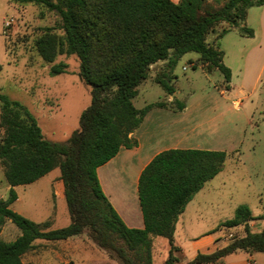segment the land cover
Returning <instances> with one entry per match:
<instances>
[{
  "label": "trees",
  "instance_id": "obj_1",
  "mask_svg": "<svg viewBox=\"0 0 264 264\" xmlns=\"http://www.w3.org/2000/svg\"><path fill=\"white\" fill-rule=\"evenodd\" d=\"M19 4L43 5L59 13L56 26L42 27L34 38L37 54L53 62L60 54L75 55L81 80L90 85L91 100L81 112L79 128L63 142L43 137L36 119L18 102L0 94V164L11 186L0 214L11 218L21 235L11 242L0 241V264H22L20 255L33 247V240L65 239L80 234L85 227L98 246L116 257L120 264H152L151 239L169 241L164 264H178L179 247L174 244L175 224L187 202L222 168L228 153L224 150L170 148L157 153L142 169L138 198L143 228L125 225L104 195L97 178V167L116 155L121 147L137 145L132 132L154 107L182 109L183 101L158 100L142 108L133 105L137 86L150 72L151 65L168 60L170 71L184 53L199 54L201 67L219 69L226 80L230 73L223 62V51L207 41L209 33L225 22L216 39L233 28L252 36L253 30L241 25L247 9L264 0H13ZM57 29L61 30L58 32ZM65 64H52L50 71H65ZM164 90H174L155 76ZM59 167L70 215L67 226L44 230L48 221L36 223L8 208L16 199L14 186L28 184ZM251 211L245 204L234 216L222 222L226 227L244 226V235L233 237L210 253H198L186 264H216L237 250L264 253V226L254 230L249 224ZM258 218L264 219V213ZM120 239L123 245H116ZM143 252L137 261L130 252Z\"/></svg>",
  "mask_w": 264,
  "mask_h": 264
},
{
  "label": "rangeland",
  "instance_id": "obj_2",
  "mask_svg": "<svg viewBox=\"0 0 264 264\" xmlns=\"http://www.w3.org/2000/svg\"><path fill=\"white\" fill-rule=\"evenodd\" d=\"M10 15L16 22L8 31H3V34L7 53L16 64L10 66L9 79H15L13 82L19 89L26 84L30 85L31 110L24 108L35 115L43 137L50 142L66 141L79 128L80 114L91 100V87L81 80L79 60L75 55L60 54L49 63L34 48V38L42 33V27H58L59 13L43 5L14 2ZM223 24L218 26H226V23ZM57 31L61 32L59 29ZM219 44L226 51L224 55L221 48L222 62L229 68L228 80L217 68L208 72L204 70L199 62V54L190 51L181 55L169 72L168 60L154 65L148 77L137 86V94L132 98L136 108L166 100L169 94L156 81L155 76L158 75L172 86L177 100L197 107H211L208 114L214 116L213 120L220 124L223 134L227 132L224 144L231 147L236 138L234 148L225 150L228 156L221 170L192 196L179 216L174 237L180 236L182 242H187L188 237L200 235L210 227L211 233L222 235V240L226 243L233 237L244 235L243 225H222V222L234 216L235 209L240 204H245L250 209L252 218L249 223L253 227L256 223L264 226V219L258 218L264 213V71L254 82L253 76L257 71L252 67L242 79L241 65L237 63L239 61L235 53V48L241 45L239 40L228 34ZM3 58L7 59V56L3 55ZM59 63L66 65L65 71L51 72L50 66ZM17 65L18 69L24 68L19 76L17 71L14 72ZM12 94L15 95L13 91ZM234 101L238 102L237 106ZM49 172L48 180L60 174L58 167ZM26 188L30 190V206L48 212L56 211L62 217H69L65 199H55L50 185L36 192L34 187ZM81 233L88 237L94 235L88 226ZM154 240L160 250L156 254L157 262L164 253L163 247L169 243L161 236ZM114 242L116 245H123L120 239L116 238ZM130 254L135 261L139 256L144 258L143 252L131 251ZM250 261L254 263L253 259H249L247 264H252Z\"/></svg>",
  "mask_w": 264,
  "mask_h": 264
},
{
  "label": "crops",
  "instance_id": "obj_3",
  "mask_svg": "<svg viewBox=\"0 0 264 264\" xmlns=\"http://www.w3.org/2000/svg\"><path fill=\"white\" fill-rule=\"evenodd\" d=\"M171 1L179 2V0ZM13 3V0H0V94L5 95L11 101L18 102L23 108L26 107L31 110L29 105L31 97L30 85L26 84L19 89L18 85L13 82L15 79H9L10 66L15 65L16 62L11 61L7 53L3 34V21L11 14ZM223 23L225 22H221L218 25H224ZM241 25L251 28L253 35L243 36L238 33L236 28H233L219 39H216L217 32L222 27L217 26L215 31L208 34L207 41L214 43V45L224 51V48L219 43L226 35H232L233 39L239 40L241 45L235 48V53L238 56L237 60L239 62L237 63L241 65L242 79L247 76V72L252 67H255L257 73L253 76V80L256 82L264 71V3L259 6L249 7L245 20ZM3 55H6L7 59L3 58ZM224 55H226V51H224ZM158 63L162 62H155L151 65V69ZM18 67L17 65L14 72L16 73L17 71L19 76V74L23 73L24 68L18 69ZM14 88L16 89L14 90ZM12 91L16 96L12 94ZM173 99H176L174 93L169 95L166 101L171 102ZM184 103L185 106L182 109L169 106L150 109L145 114L140 125L131 134L137 141V145L131 148L121 147L115 156L97 167V178L104 195L125 225L130 228H143L144 226L138 198V180L144 166L157 153L170 148L225 151L231 150L235 146L236 138L235 142L231 143V147L224 144L227 132L223 134L220 124L213 120L214 116L212 114H208V110L211 107L206 105L204 107L198 105L197 107L195 104ZM233 103L235 106L238 105L237 101ZM32 105H35V103H32ZM37 105H39V102ZM32 115L35 118V115ZM2 134L3 128L0 127V138ZM49 173L47 172L31 183L14 186L17 196L8 205L11 210L36 223L48 221V226L44 230L61 228L70 223V215L68 218L66 216L62 217L61 213L57 214L56 211L48 212L47 210L30 206V190L26 187H34L36 192V190L50 185L55 199H65L61 173L48 180L47 175ZM10 188L11 186L5 178L4 169L0 164V202L7 200ZM256 224H254V227L250 224L254 230H259L263 227L259 223ZM211 230L210 227L200 233V235L188 237L187 242H182L180 236L174 237L176 233L175 224L173 240L174 244L180 249L177 252L178 264H186L198 253H210L226 244L222 240V235H214ZM20 235L21 229L11 218L0 214V241L11 242ZM155 237L151 239L152 264H164L169 254V245L163 247L164 253L156 262V254L160 250L158 243L154 240ZM249 259H253L255 264H264V253L237 250L226 255L217 261L216 264H247ZM20 260L22 264H120L116 257L112 256L106 249L98 246L90 237L83 233L56 240L36 238L33 240V247L20 255Z\"/></svg>",
  "mask_w": 264,
  "mask_h": 264
},
{
  "label": "built area",
  "instance_id": "obj_4",
  "mask_svg": "<svg viewBox=\"0 0 264 264\" xmlns=\"http://www.w3.org/2000/svg\"><path fill=\"white\" fill-rule=\"evenodd\" d=\"M15 22L16 20L12 15L7 16L3 21V31H8L15 24ZM250 263H252V261H250ZM252 264H255V262Z\"/></svg>",
  "mask_w": 264,
  "mask_h": 264
}]
</instances>
